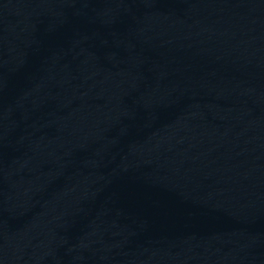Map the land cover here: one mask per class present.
<instances>
[{"label":"water","instance_id":"water-1","mask_svg":"<svg viewBox=\"0 0 264 264\" xmlns=\"http://www.w3.org/2000/svg\"><path fill=\"white\" fill-rule=\"evenodd\" d=\"M0 264H264V0H0Z\"/></svg>","mask_w":264,"mask_h":264}]
</instances>
